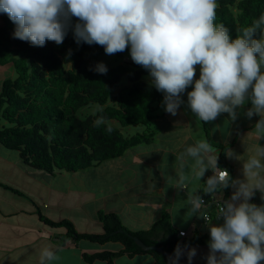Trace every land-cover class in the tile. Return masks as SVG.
<instances>
[{
    "label": "clouds",
    "instance_id": "1",
    "mask_svg": "<svg viewBox=\"0 0 264 264\" xmlns=\"http://www.w3.org/2000/svg\"><path fill=\"white\" fill-rule=\"evenodd\" d=\"M218 7L217 0H0V13L15 25L13 38L31 46L43 47L48 41L62 45L71 31L77 45L101 46L109 56L129 50L132 62L147 71L151 87L163 94L164 110L173 116L184 104L185 92L187 107L205 124L223 113L234 122L238 109L250 103L244 115L259 117L247 134L251 153L244 158L229 147L224 150L226 157L243 162L244 179L233 180L230 168L219 163L218 149L200 138L175 156V175L169 180L177 190H186L185 216L205 221L210 236L203 257L207 264H261L264 204L250 200L257 191L264 200V146L259 143L264 140V13L237 27L233 39L229 29L216 22ZM90 70L108 71L103 62ZM103 112L97 105L96 113ZM105 123L106 117L97 115L93 127ZM209 169L213 173L202 189L190 188L193 182L201 184ZM229 187L235 191L218 206L214 219L222 222L214 224L202 211L208 204L199 192L215 197ZM186 233L187 238L193 236ZM60 251L42 248L39 264H57ZM196 255L195 248L178 244L169 264H179L183 256L192 264Z\"/></svg>",
    "mask_w": 264,
    "mask_h": 264
},
{
    "label": "trees",
    "instance_id": "2",
    "mask_svg": "<svg viewBox=\"0 0 264 264\" xmlns=\"http://www.w3.org/2000/svg\"><path fill=\"white\" fill-rule=\"evenodd\" d=\"M217 23H223L234 39L237 27L248 25L264 13V0H217ZM4 26L0 28V66H11L16 78L6 79L0 93V143L4 148L15 151L29 168L55 175L57 172L78 173L93 168L97 164L123 157L127 151L154 139L149 133L128 135L124 130L147 126L154 117V105L163 97L148 81V73L133 62L107 66L106 74H99L91 68L101 62L104 49L98 45H77L71 31L62 45L48 41L43 47L31 46L28 42L14 39L15 25L6 14L0 13ZM259 38V32L257 37ZM123 53L115 54L122 58ZM128 85L120 87L121 79ZM182 99L187 101V96ZM97 105L103 106V113H96ZM251 107V106H250ZM84 116L83 111L94 109ZM97 115L106 117L100 128L93 127ZM259 119V118H258ZM9 125L1 126V122ZM116 123L117 125H114ZM207 139L221 150L219 163L225 158L222 146L213 141L209 124L201 122ZM111 127V133L105 128ZM0 187L18 195V190L2 184ZM203 187V186H202ZM201 187V189H202ZM230 188L224 189L228 199ZM208 207L202 211L215 218L217 207L212 197L199 192ZM40 220L54 228H65L68 238L94 243H120L123 250L118 254L84 255L88 262L113 260L122 254H150L155 264H169L158 252H146L136 245L138 238L148 246H158L172 253L179 244L208 245L209 235L193 234L182 243L179 232L171 225L168 214L148 231L133 232L125 227L117 214L101 213L103 234H80L69 220L54 222L38 210ZM204 221V220H203ZM222 221L213 220V223ZM205 223V221H204Z\"/></svg>",
    "mask_w": 264,
    "mask_h": 264
},
{
    "label": "crops",
    "instance_id": "3",
    "mask_svg": "<svg viewBox=\"0 0 264 264\" xmlns=\"http://www.w3.org/2000/svg\"><path fill=\"white\" fill-rule=\"evenodd\" d=\"M3 26L4 23L0 16V28ZM1 68L7 69L0 66V72H4ZM4 81L0 84V91ZM161 99L158 105H155L152 119V121L160 120L161 122L155 123L158 124L155 127L150 124L148 133L154 136V139L143 143L147 148L141 144L127 151L123 157L112 160L111 164L104 162L103 166L97 164L91 168L93 170L88 169L91 170L89 174L96 172L102 176L112 172L111 175L114 177L108 181L106 177L100 181L101 183L90 187L88 184L91 182L90 176L89 174L83 175L82 173L85 172L82 171L78 173L57 172L55 175L35 173L37 179L45 176L52 178L53 181L49 182L46 178L44 179L46 192L40 193L39 191L38 197L28 199L31 207L23 198L24 195H18L0 187V264H39L40 251L46 246L61 250L59 252L61 259L57 264H109L104 260L88 262L84 259V255L118 254L124 249L120 243L115 242L101 244L87 240L77 241L73 238L61 242L60 238L67 235V230L54 228L42 222L37 214L38 210L54 222L64 219L71 221L80 234H103L104 227L99 219L101 213L117 214L123 225L133 232L150 230L166 213L171 220V225L178 232L189 231L193 234L196 232L200 236L209 235L203 219L196 216L191 218L185 216L187 211L184 201L187 198L186 190H177L172 187L173 181L169 180V176L175 175V156L185 147L193 144L197 140L196 136L193 139L190 133L185 135L179 133L177 139L181 135V141L175 149H168L170 146L165 145L162 148L153 147L157 140L155 131L158 133L160 130L161 132L173 131L178 124L180 128L184 123L202 129V124L190 109L187 110L188 114H184V118L180 116L184 122L173 123L175 116L164 110L159 111ZM250 106L249 103L248 108ZM245 110L246 108L238 109L239 115L234 122L229 121L227 113L221 114L222 120L226 122L224 128L220 117L208 123L211 138L215 143L229 146L237 155H244V158L251 153L252 138L247 134L259 118L254 115L249 119L241 115L240 111ZM238 119L243 122L236 127ZM114 125L117 124L114 123ZM136 128L139 127L125 130L126 134L131 136L143 134L138 130L134 131ZM214 131L218 135H215ZM259 143L264 146V140H260ZM1 147L3 145L0 143V182L21 192L22 176L29 178L28 175L33 169L23 163L19 153L6 148L3 150ZM246 147H248L247 152H245ZM166 154L168 158L159 171L163 164V161H160L161 156ZM217 154L219 159L220 149ZM222 163L230 168L233 180L244 179L241 160L225 156ZM101 166L104 173H101ZM212 173L210 169L206 171L205 176L201 178V184L193 182L190 188H201ZM234 191L235 189L231 187L228 199ZM36 199L38 201H34ZM250 202L257 205L264 204L261 193L257 191ZM129 217L132 221L128 219ZM155 262V258L150 254L133 256L122 254L113 260V264H155Z\"/></svg>",
    "mask_w": 264,
    "mask_h": 264
},
{
    "label": "rangeland",
    "instance_id": "4",
    "mask_svg": "<svg viewBox=\"0 0 264 264\" xmlns=\"http://www.w3.org/2000/svg\"><path fill=\"white\" fill-rule=\"evenodd\" d=\"M124 59H127L128 61L132 62V60L130 58V51L129 50H127V52L124 53V56L122 58H118L115 55L109 56V55L105 54V55L102 56L101 62H103L106 65L115 66V65L126 63V60H124ZM6 68L7 69L1 68V70H3L4 72H2V71L0 72V81H1L0 84L2 83L3 80H6L8 78H11V79L16 78V74L13 71V69L11 68V66H8ZM196 78L197 79L199 78V68L198 67H197ZM144 79L149 82L148 77H144ZM128 84H129L128 81L125 78H122L121 82H120V87L114 92V95L119 92L121 87L123 88V87L127 86ZM191 90H192V88L190 86L187 89V91H191ZM183 95L187 96V92H185ZM162 102H163V100H162ZM186 102L184 101V104H182L180 106V108L178 109L177 115H175V118L173 119V123L174 122L180 123L181 121L184 122V119H183L184 118V114L185 113L188 114L187 110H189V108L187 107V103ZM248 104H246L243 107V108H246L245 111H240L241 115H244V113L247 111ZM155 105L157 106L158 103H156ZM155 105H154V107H155ZM95 108L94 109H87V110L83 111L84 116H87L90 113H93L95 111ZM160 110H164L163 103H161V108L159 109V111ZM180 116H182L183 118H181ZM219 117L221 118V123H222V126L224 128V125H225L226 122L224 120H222V116L221 115ZM160 122H161L160 120H155V121H152L151 124H153V126L155 127V125H158ZM241 122H243V121L241 119H238L236 127H238L241 124ZM155 123H158V124H155ZM4 125H9V124L7 122H5V121L1 122V126L4 127ZM178 125L173 128V131L161 132V130H160L159 133L157 131H155V133H156L155 137H157V140L154 143L153 147L156 149V148H162V146L165 145L167 147L170 146L168 149H171V148L175 149V147H177V145H179V143L181 141V135H185L186 133H190L191 134V138H193V139H195V136H196V139H200V138H206L207 139L206 133H205L203 128L202 129L201 128L199 129L198 127L195 128V127H192V126L188 125V123L182 124L180 128H179ZM214 126H216V122H214ZM149 127L140 126L139 128L134 129V131L138 130L139 133H146L147 134L149 132V130H148ZM152 130H153V128H152ZM123 132H125L124 129H123ZM179 133L181 135H180L179 139H177V137L179 136ZM214 133H215V135H218L216 131H214ZM142 145L144 146V148H147V146L145 144H142ZM1 148L3 150H6L3 147H1ZM167 158H168L167 154L161 156L160 161H163V164L160 166L159 171L161 170V168H163V165H165V161L167 160ZM111 163H112V161H108L106 164H111ZM101 164H102V166L105 165L104 163H101ZM102 166H101V173L102 172L104 173V169L102 170ZM91 170H93V169H91ZM91 170H88V171L84 170L82 172H85V173H82V174L83 175H85V174L88 175L89 171H91ZM35 173L36 174H45L44 172H38V171L33 170L32 173H29V175H28L29 178H26L24 175L21 178V186L23 188H20V190H22L21 192L23 194H25V196L23 198L26 200V202H27V204H29V206H30L31 203H30V201L28 199L32 200L31 197H38L37 194H39L38 193L39 191H40V193L46 192V189L44 188V185H45L44 179L46 178L49 182L53 181L52 178H48V177H45V176L40 177L39 179H37L36 176H35ZM111 173L112 172L106 173L105 175L102 176L101 174L99 175L96 172L95 173L92 172V173L89 174V176H90L91 182H94V183L88 182V184L90 185V187H92L93 185L96 186L98 183H101L100 181L102 179H104L106 177H107L106 181H108L109 179L114 177L113 175H111ZM96 191H99V190H96ZM34 201H38V199H36ZM138 217H139V215H138ZM128 219L132 221L131 217H129ZM138 219L139 218H137V220Z\"/></svg>",
    "mask_w": 264,
    "mask_h": 264
},
{
    "label": "water",
    "instance_id": "5",
    "mask_svg": "<svg viewBox=\"0 0 264 264\" xmlns=\"http://www.w3.org/2000/svg\"><path fill=\"white\" fill-rule=\"evenodd\" d=\"M134 242L136 243V245L138 247H140L143 251L146 252H158L161 255H163L166 259H169V257H171L173 254L169 253L167 251H165L164 249L152 245V246H148L146 245L143 241H141L138 238H133ZM186 248H195L197 250V255L195 256V258L192 261V264H207L206 260L203 259L204 256L207 255L209 249H208V245H188L185 246ZM179 264H188V260L186 256H183L180 261ZM261 264H264V262H261Z\"/></svg>",
    "mask_w": 264,
    "mask_h": 264
},
{
    "label": "built area",
    "instance_id": "6",
    "mask_svg": "<svg viewBox=\"0 0 264 264\" xmlns=\"http://www.w3.org/2000/svg\"><path fill=\"white\" fill-rule=\"evenodd\" d=\"M224 195H225V193H224V189H223L221 193H218L215 197H212V199H211L212 204L215 205L218 208V206L222 203V201L226 200ZM179 236H180L181 243H182V241L185 238H187L189 236V234L186 233V232H181L179 234Z\"/></svg>",
    "mask_w": 264,
    "mask_h": 264
}]
</instances>
